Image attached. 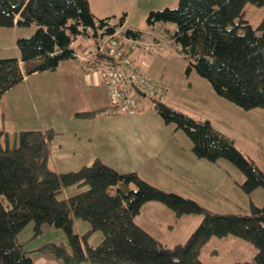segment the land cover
Returning a JSON list of instances; mask_svg holds the SVG:
<instances>
[{
  "label": "trees",
  "instance_id": "trees-1",
  "mask_svg": "<svg viewBox=\"0 0 264 264\" xmlns=\"http://www.w3.org/2000/svg\"><path fill=\"white\" fill-rule=\"evenodd\" d=\"M247 1L264 4V0H177L174 6L149 10L146 23L174 25L167 30L189 61L186 71L195 70L216 94L245 110L264 109V16L253 26L244 17ZM109 19L96 16L88 0H0V26L34 25L29 35L16 38L18 56L0 57V103L2 95L27 75L54 71L60 61L74 58L71 42L89 29L96 44L106 49L110 42L101 36L108 37L116 28ZM124 34L132 39L141 36L132 28ZM115 41L125 57L123 46ZM101 54L95 59H101ZM149 80L158 87L157 80ZM153 107L165 123L173 122L189 137L192 157L216 165L225 158L243 174L237 181L242 191L264 189V169L244 156L210 120H196L163 101H153ZM94 113L82 110L75 115ZM48 132L53 133L20 129L10 146L8 132L0 125V264H34L33 251L59 264H223L205 259L219 249H202L210 239L232 236L251 243L256 251L250 260L226 264H264V203L250 202L243 211H213L189 193L158 187L135 170L122 172L100 158L57 172L47 164L49 137L44 136ZM73 184L82 189L58 196L63 187ZM153 200L176 220L199 213L198 224L184 240L168 244L136 220L142 206ZM75 219L88 222V228L74 232ZM31 221L35 233L50 224L63 229L65 239L25 250L17 234ZM97 232L100 240L91 241Z\"/></svg>",
  "mask_w": 264,
  "mask_h": 264
},
{
  "label": "rangeland",
  "instance_id": "rangeland-1",
  "mask_svg": "<svg viewBox=\"0 0 264 264\" xmlns=\"http://www.w3.org/2000/svg\"><path fill=\"white\" fill-rule=\"evenodd\" d=\"M176 3L177 0H114V3L104 2L98 9L94 8L103 12H116L114 7H120L116 15L110 18L111 24L115 23V31L108 37L101 36V39L106 42L117 40L136 69L143 72L147 79L153 78L158 81L157 92L142 90L145 95L136 111L119 113L117 120L109 122L108 114L95 110L94 121L84 126L79 118H74V112L90 109L94 102L102 104L106 101L102 97L104 91L100 85L97 91L96 87L89 86L83 80L81 72L68 71L72 68L69 66L72 61H60L54 72L27 76L2 95L0 108L3 116L0 118V125L8 132L9 145L14 144V132H19L20 129H38L43 132L51 129L54 133L48 132L49 135L44 136L49 137L47 164L57 172L78 168L85 161L84 154L94 158L106 152L109 153L107 156L109 159L118 163V167H121L119 169L124 171H128L126 168L136 169L140 176L158 187L189 193L200 204L213 211H243L248 210L250 202L258 205L264 203V189L259 187L250 193L242 191L237 181L244 178L243 174L225 158L219 160L220 164H217L219 167L208 161L212 164V169H197L208 178V182H202V179L198 178L199 186H195L192 183V179L195 178L188 167L187 172L180 167V164L190 161L191 140L183 130L176 128L173 122L165 123L153 107V101H163L167 106L196 120H210L215 128L233 139L234 145L244 156L264 169V109L256 107L245 110L216 94L209 82L195 70L186 71L189 61L170 37L168 30H172L171 24L162 21L152 25L146 23L149 10L174 6ZM243 8L244 17L253 26H256L264 16V4L247 1ZM31 25L33 24L0 26V57L18 56L15 40L19 36L29 35L34 30ZM127 28L139 30L141 36L138 39L127 37L124 34ZM89 34L92 36L91 31ZM87 42L91 45L96 43L92 37L86 40L81 35L78 41L74 42L78 47V51L75 52V63L79 62L77 65H80L85 55L97 47V44L94 47L84 46ZM163 88L164 91H161ZM98 117L105 118L110 128L118 134L119 131L123 133L126 145L122 144V138L112 142L108 132H105L106 129L99 125V122L105 119ZM131 117L137 119L128 121L127 118ZM119 120L123 122L120 123ZM127 125L128 132L122 131ZM129 133L132 134L136 146L133 145L132 138L129 141ZM2 140L6 141L5 136ZM141 152H146V155ZM124 154L127 155L125 161ZM77 155L78 158L73 157ZM70 158L71 164H68L67 160ZM132 159L137 162L134 164ZM219 174L222 177L223 190L215 187ZM193 181L198 183L196 180ZM80 189L82 186L68 185L62 188L58 196L66 197ZM162 207L163 205L155 200L149 201L145 207L142 206L141 211L147 216L143 219L144 223H152L154 218L160 215L165 226L169 215L165 213L167 208L164 207L162 210ZM190 216H194V219L181 216V223L175 229L161 228L164 241L172 244L184 240L198 224L201 215L195 213ZM136 219L140 221V218ZM88 226L89 223L83 219L73 221V231L76 233L85 231ZM99 234L97 232V236H90L91 241L95 239L99 241ZM17 237L23 242L25 250H31L47 241L65 239V233L63 229L50 224H44L42 231L35 233L31 221L21 228ZM232 238L234 239L227 242L221 239L207 241L202 250L208 252L209 246L219 249L218 253L205 257L208 263L226 264L236 259H251L256 251L254 245L239 237Z\"/></svg>",
  "mask_w": 264,
  "mask_h": 264
},
{
  "label": "crops",
  "instance_id": "crops-1",
  "mask_svg": "<svg viewBox=\"0 0 264 264\" xmlns=\"http://www.w3.org/2000/svg\"><path fill=\"white\" fill-rule=\"evenodd\" d=\"M106 2V3H114V0H89V5L91 7V10L93 11V13L98 16V17H105V16H110V18H112L111 16L113 15H116V13L118 12V10H120V7H114V9L116 10L115 11H110V12H103V11H99V10H95L94 8H99L100 6L103 5V3ZM109 22H110V19H109ZM111 23V22H110ZM16 26V25H14ZM12 27V26H11ZM33 27V26H31ZM171 29L174 28V25H170ZM90 29L87 31V33L85 34H81V36H83L86 40L87 39H91V37L93 38V36H91L89 33H90ZM80 35H78L74 40L75 41H78ZM72 41L71 42V47L74 49V52L78 51V47L77 45L74 43L75 41ZM96 41V40H95ZM96 43H94L93 45H91L90 42H87L84 44V46H87V45H90V46H87V47H94ZM82 46H79V48H81ZM84 49V48H83ZM81 52V51H80ZM79 52V53H80ZM82 53V52H81ZM19 55V54H18ZM16 56V55H15ZM70 61H72V64H69L70 67H72L70 70L68 71H73L74 73H77V72H81V74L83 75V80L90 85H92L93 87H96V91L98 90V86L100 85L102 87V90L104 91V94L102 95L103 99L106 100L104 101L102 104H98L97 102H94L90 109H87V110H99V109H102L104 107H106L109 103V98H108V93H107V90L104 86V83L102 82V79H101V75H100V70L98 69L99 72H96V70L94 71L92 68V66L90 64H88L86 61H80V65H77L79 62H77V64L75 63L76 61V58H72V59H68ZM63 61H66V60H63ZM58 67V66H57ZM66 68V67H65ZM44 72H51V71H43V72H34L32 74H29L27 76H32V75H35V74H38V73H44ZM54 72V71H53ZM26 76V77H27ZM25 77V78H26ZM24 78V79H25ZM23 79V80H24ZM141 102L142 104V99L139 98V103ZM254 109V108H253ZM136 109H132V110H129V111H136ZM251 110V109H249ZM76 111H82V110H76ZM75 111V112H76ZM129 111H120V110H115L113 112H110V113H102V114H108V118L110 119L109 122H111L112 120H117V116L119 115V113H122V112H129ZM75 112H74V118H79L80 119V122L84 125V126H87L89 123H91L92 121H94V117L93 115H90V116H87V117H82V116H76L75 115ZM98 119H105V118H101V117H98ZM134 119H137L135 117H131V118H127L128 121H132ZM119 122H123V120H119ZM99 125L102 126L103 128H105V132H108L107 134L110 136V140H112V142H117L119 140V138H122V144L123 145H126L125 143V138H123V133H121L119 131L120 134H118V132H116L115 130L111 129L110 126H109V123L108 121L105 119V121H102V122H99ZM128 125L127 126H124L123 127V130L122 131H127L128 129ZM52 131H53V127H52ZM54 133V131H53ZM52 137H53V134H52ZM130 138H132V141H133V145L136 146V142L135 140L133 139V136L132 134L129 133V141H130ZM49 141H47V144H48ZM110 146H112V143L110 141ZM128 150V148H126ZM143 153V152H141ZM109 153H104L103 155H96L94 158L89 155V154H84V163H82L80 166H82L83 164H86V163H89L91 162L93 159L95 158H100L102 161L112 165V166H116L115 168H117L118 170H121V171H124L122 169H119L121 167H118V163L116 161H112L111 159H109L108 156ZM144 155H146V152L143 153ZM191 156V155H190ZM74 158H78L79 156H73ZM72 157V158H73ZM48 158H49V155H48ZM127 158V155H123V159L124 161L126 160ZM71 158L69 160H67V163L68 164H71ZM132 162L135 164L137 161H135V159H132ZM124 163V162H123ZM79 166V167H80ZM218 166V165H217ZM78 167V168H79ZM180 167H183V169L187 172V167L189 169V172L192 173V177L195 178V179H192V183L195 185V186H199V180L198 178L202 179V182H208V178L205 177L201 172H198L197 169H205V170H210L212 169V164L210 162H208L207 160L205 159H202V158H194V157H190V161H187L185 164H180ZM219 167V166H218ZM124 168V167H122ZM77 169V168H76ZM70 170H74V169H70ZM126 170H136V169H133V168H126ZM191 177V178H192ZM193 180H196L198 183H194ZM180 187H184L186 188L185 186H183L182 184H178ZM219 187V189H222V177L221 175L219 174L218 178H217V181L215 183V187ZM192 194V193H191ZM192 196V195H191ZM149 202V201H148ZM147 202V203H148ZM145 203V204H147ZM145 204L143 205L145 207ZM165 209L164 206L162 207V210ZM170 210L166 209L165 210V213H167L169 215V220H168V223H166V225L164 226L161 222V219H160V215L157 216L156 218H154V220L152 221V223H144V217H147L145 216V214L142 213V211L140 212V214L137 216L138 218H140V221H137L142 225L144 226L145 228H147L150 232H153L155 235L159 236L162 234L163 231H161L163 227H166L168 229H175L176 226L179 225V223H181V217L179 219H175V216L172 212H169ZM193 217V218H189L191 220L194 219V216H190V215H184V217ZM144 224H142V223ZM150 228H149V227ZM165 228V229H166ZM232 237H228V238H222L221 240L224 241V242H227L228 240L231 241ZM32 253H34V264H59L57 260H55L54 258H52L51 256L49 255H39L36 251H33Z\"/></svg>",
  "mask_w": 264,
  "mask_h": 264
},
{
  "label": "built area",
  "instance_id": "built-area-1",
  "mask_svg": "<svg viewBox=\"0 0 264 264\" xmlns=\"http://www.w3.org/2000/svg\"><path fill=\"white\" fill-rule=\"evenodd\" d=\"M117 45L116 41H111L106 51L109 58H101L97 62L109 95L108 111L116 108L121 110L135 108L137 100L132 94L135 86L151 93L157 92V88L153 87L152 82L146 76L144 77L143 72L137 70L127 57H121ZM102 51H104V46L101 44L93 53L96 55Z\"/></svg>",
  "mask_w": 264,
  "mask_h": 264
}]
</instances>
